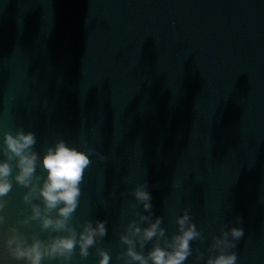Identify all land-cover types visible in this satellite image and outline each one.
<instances>
[{
	"label": "water",
	"instance_id": "water-1",
	"mask_svg": "<svg viewBox=\"0 0 264 264\" xmlns=\"http://www.w3.org/2000/svg\"><path fill=\"white\" fill-rule=\"evenodd\" d=\"M18 127L41 155L59 138L105 156L73 223L107 221L110 264L143 181L169 236L187 210L205 237L193 249L229 223L245 233L236 264H264V0H0V130ZM24 191L4 228L28 214ZM89 252L75 264H96Z\"/></svg>",
	"mask_w": 264,
	"mask_h": 264
},
{
	"label": "clouds",
	"instance_id": "clouds-1",
	"mask_svg": "<svg viewBox=\"0 0 264 264\" xmlns=\"http://www.w3.org/2000/svg\"><path fill=\"white\" fill-rule=\"evenodd\" d=\"M36 144L35 134L22 127L14 133L0 130V257L17 264H75L77 255L84 261L90 255L89 249H94L96 264H110V250L100 246L107 235V221L85 219L80 224L73 223L80 203V185L92 164L90 157L104 160L105 156L86 141L80 144L83 150H78L58 138L42 148V155L35 150ZM123 179L128 181L127 177ZM14 184L25 190L21 200L28 214L4 228L6 197ZM148 187L143 181L131 189L134 203H129L122 214L136 219L128 220L118 233L123 250L115 256L117 264H185L190 256L193 264L201 260L204 264H236L237 253L230 250L244 236L243 227L224 223L204 251L193 249L192 242L203 243L205 237L189 212L184 210L174 217L176 231L169 236L162 227V217L153 213ZM242 223V218L235 219L236 225Z\"/></svg>",
	"mask_w": 264,
	"mask_h": 264
}]
</instances>
